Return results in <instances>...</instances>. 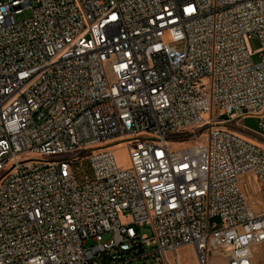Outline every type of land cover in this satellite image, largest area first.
<instances>
[{
    "label": "built area",
    "instance_id": "1",
    "mask_svg": "<svg viewBox=\"0 0 264 264\" xmlns=\"http://www.w3.org/2000/svg\"><path fill=\"white\" fill-rule=\"evenodd\" d=\"M248 117L264 0H0V264H253Z\"/></svg>",
    "mask_w": 264,
    "mask_h": 264
},
{
    "label": "rangeland",
    "instance_id": "2",
    "mask_svg": "<svg viewBox=\"0 0 264 264\" xmlns=\"http://www.w3.org/2000/svg\"><path fill=\"white\" fill-rule=\"evenodd\" d=\"M249 47L253 52L254 60L257 62L259 60L258 51L261 47V42L257 37H253L249 39ZM245 125L250 130V132L254 133L253 131H260L262 134H250L246 133L261 143H264V130H262L258 124V119L256 117H248L245 119ZM253 130V131H252ZM189 139V138H188ZM187 140V139H182ZM181 143L180 146L185 145ZM123 145V144H121ZM119 145L115 151L117 160L120 165L122 166H129L130 165V154L126 147ZM172 149L178 148V146H172ZM240 185L244 194L246 196L247 202L249 206L255 210L256 212H261L264 210V198L259 186V182L254 174L252 173H245L240 177ZM179 257H180V264H197V257L193 250L192 245H188L185 247H181L178 250ZM210 264H224L221 259H213ZM253 264H264V243H261L254 247V257H253Z\"/></svg>",
    "mask_w": 264,
    "mask_h": 264
}]
</instances>
